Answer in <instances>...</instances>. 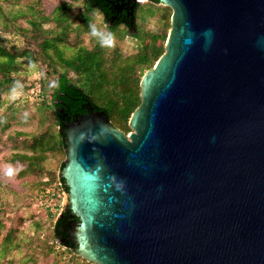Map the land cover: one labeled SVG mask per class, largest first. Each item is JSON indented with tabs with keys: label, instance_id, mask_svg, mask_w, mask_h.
<instances>
[{
	"label": "water",
	"instance_id": "1",
	"mask_svg": "<svg viewBox=\"0 0 264 264\" xmlns=\"http://www.w3.org/2000/svg\"><path fill=\"white\" fill-rule=\"evenodd\" d=\"M157 1L170 27L130 130L92 107L63 127L71 249L94 264H264V0Z\"/></svg>",
	"mask_w": 264,
	"mask_h": 264
},
{
	"label": "rangeland",
	"instance_id": "2",
	"mask_svg": "<svg viewBox=\"0 0 264 264\" xmlns=\"http://www.w3.org/2000/svg\"><path fill=\"white\" fill-rule=\"evenodd\" d=\"M96 12L83 0H0V46L18 63L0 90V264H94L54 237L52 222L66 210V190L57 176L64 151L55 147L39 154L34 143L57 130L50 97L59 73L105 104L114 79L133 69L139 80L153 66L151 55L141 63L138 55L164 45L171 8L141 0L135 30L107 23L116 36L114 48L89 35ZM117 80L113 91L120 94L127 85ZM19 155L42 160L35 167L17 160ZM8 166L16 169L11 178L5 175Z\"/></svg>",
	"mask_w": 264,
	"mask_h": 264
},
{
	"label": "trees",
	"instance_id": "3",
	"mask_svg": "<svg viewBox=\"0 0 264 264\" xmlns=\"http://www.w3.org/2000/svg\"><path fill=\"white\" fill-rule=\"evenodd\" d=\"M97 2H100V7L104 6V0H83L84 6H88L91 8H95L94 4ZM150 2L158 3L157 0H151ZM101 13L103 12L101 11ZM104 20L108 23V19ZM108 25L116 26L110 24ZM163 51L164 45L156 46L155 44H153L149 52L145 51L138 55V61L139 63L145 62L151 55L152 59H154L155 62L163 53ZM17 65L18 63L16 60V55L14 53L9 52L3 46H0V90H3L8 86V82H10L9 73L17 70ZM151 65L152 63H149V67H151ZM116 79H118L117 81H119V83L127 85V88L123 90V92H121L120 94H116V92L113 91V86H115ZM116 79L113 80V86L111 85L110 89L112 90L110 92L109 97L107 98V102L105 100V104H102V101L98 102L97 99L94 100L75 82L70 81L66 73H59L56 81V88L53 90L50 97L52 100L51 108L53 112V119L57 126V130L52 136L47 135V133L45 134L50 138V140L46 143H43L45 140V135L40 134L38 140H36L34 143L37 147H35L33 151H39V154H42L43 151L48 149L53 150L55 149V147L64 148V131L62 130V127H64L65 121H67L69 116L84 113L91 107L93 109L104 110L110 122L112 121L111 123L114 126L120 128L124 132H128L129 128H127V122L129 116L135 109V107L140 103L139 81L138 79H135L133 77V69L130 73L118 76ZM134 84H136L137 86L136 89L133 88ZM114 97H118V99H115ZM18 158L19 159H17V157L12 158V161H15L17 159L21 161H27V164H32L33 162V166L35 167H38V163L42 160L41 155H38L36 159H34L33 157L34 160H31L32 157L27 155H19ZM58 178L62 183V187L66 190V187L63 184V179L60 176H58ZM74 221H77V217L73 216L71 218L69 216V211L65 210L59 216L56 217L54 222H52L53 234L55 239L60 242V245L66 246L69 249H71V244L69 242L68 231L72 225V222ZM71 252H73L72 249Z\"/></svg>",
	"mask_w": 264,
	"mask_h": 264
},
{
	"label": "flooded vegetation",
	"instance_id": "4",
	"mask_svg": "<svg viewBox=\"0 0 264 264\" xmlns=\"http://www.w3.org/2000/svg\"><path fill=\"white\" fill-rule=\"evenodd\" d=\"M104 1L105 2L103 7H100L99 5L100 2L95 3L94 7L97 8L100 11V13L101 11L103 12L101 13L102 17L103 19H108V24L116 25V26L124 25L129 30H135V16L139 2L141 0H138L139 2H135V4L133 0H104ZM147 1H151V0H147ZM99 7L101 8V10ZM87 111L84 113H79L78 115L69 116L67 121H65V124L69 121L73 123L78 122L80 117L86 114ZM62 130L64 131L63 127Z\"/></svg>",
	"mask_w": 264,
	"mask_h": 264
},
{
	"label": "clouds",
	"instance_id": "5",
	"mask_svg": "<svg viewBox=\"0 0 264 264\" xmlns=\"http://www.w3.org/2000/svg\"><path fill=\"white\" fill-rule=\"evenodd\" d=\"M89 35L92 38L97 39L102 47L114 48L116 44V36L112 31H108L107 22L103 20L102 14L99 12L94 13L93 22L89 23ZM16 174V169L8 166L5 171V175L9 178Z\"/></svg>",
	"mask_w": 264,
	"mask_h": 264
}]
</instances>
